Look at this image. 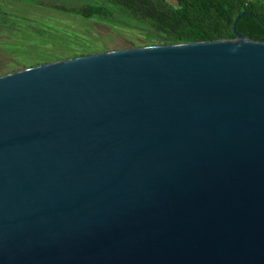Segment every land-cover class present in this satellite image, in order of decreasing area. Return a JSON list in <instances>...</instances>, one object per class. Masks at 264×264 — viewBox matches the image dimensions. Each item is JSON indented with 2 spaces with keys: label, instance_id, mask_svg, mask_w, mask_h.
<instances>
[{
  "label": "water",
  "instance_id": "1",
  "mask_svg": "<svg viewBox=\"0 0 264 264\" xmlns=\"http://www.w3.org/2000/svg\"><path fill=\"white\" fill-rule=\"evenodd\" d=\"M100 52L0 76V264H264V42Z\"/></svg>",
  "mask_w": 264,
  "mask_h": 264
},
{
  "label": "rangeland",
  "instance_id": "2",
  "mask_svg": "<svg viewBox=\"0 0 264 264\" xmlns=\"http://www.w3.org/2000/svg\"><path fill=\"white\" fill-rule=\"evenodd\" d=\"M42 1L69 6L93 3L117 10L105 0H0L3 10L16 15H10L12 22L0 19V76L65 60L53 56L61 50H68L66 55L78 50L90 55L157 45L148 24L129 17L127 23L120 18L82 20L36 5ZM139 29H147L146 38Z\"/></svg>",
  "mask_w": 264,
  "mask_h": 264
},
{
  "label": "trees",
  "instance_id": "3",
  "mask_svg": "<svg viewBox=\"0 0 264 264\" xmlns=\"http://www.w3.org/2000/svg\"><path fill=\"white\" fill-rule=\"evenodd\" d=\"M105 1L117 10L113 11L104 5L93 3L69 6L42 1L37 2L36 5L82 20L99 18L109 22L120 18L127 23L126 19L129 17L148 24L154 31H151V34L157 45L233 40L235 39L234 20L239 14L247 13L239 19L237 31L253 41L264 42V0ZM7 12L0 7V19L4 20V23L11 21L10 15H14ZM139 30L146 38L147 34L144 31L147 29ZM82 51L69 52L70 54L66 55L68 50H61L55 52L57 54L53 56H61L65 59L76 58L86 55Z\"/></svg>",
  "mask_w": 264,
  "mask_h": 264
}]
</instances>
